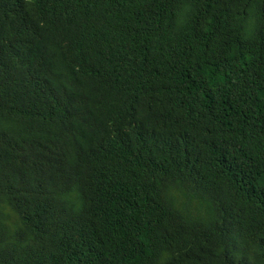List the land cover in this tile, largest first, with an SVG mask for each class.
Wrapping results in <instances>:
<instances>
[{
    "label": "trees",
    "instance_id": "16d2710c",
    "mask_svg": "<svg viewBox=\"0 0 264 264\" xmlns=\"http://www.w3.org/2000/svg\"><path fill=\"white\" fill-rule=\"evenodd\" d=\"M0 264H264V0H0Z\"/></svg>",
    "mask_w": 264,
    "mask_h": 264
}]
</instances>
